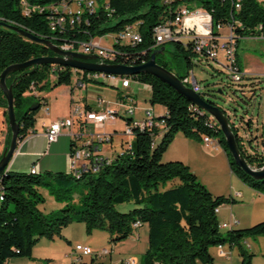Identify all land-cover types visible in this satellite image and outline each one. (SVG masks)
I'll return each instance as SVG.
<instances>
[{
  "label": "trees",
  "instance_id": "1",
  "mask_svg": "<svg viewBox=\"0 0 264 264\" xmlns=\"http://www.w3.org/2000/svg\"><path fill=\"white\" fill-rule=\"evenodd\" d=\"M62 1L65 0H25V5L58 8ZM237 3H240V8H237ZM181 6L202 7L210 11L215 34H221L216 28L219 25L232 28L237 45L242 38L259 32L264 35V0H110L111 16L98 10L87 15L89 23L83 20L75 28L64 32L50 30L52 11H35L27 16L21 0H0V21L24 28L55 43L90 41L91 38L116 33L128 23L139 22L143 36L141 44L115 45L120 50L117 62L139 65L149 60L155 50L152 48L154 28L174 18ZM113 19H117L114 24L111 23ZM173 43L190 70L196 63L205 60L195 51L193 42ZM165 53L158 55L157 61L171 69L173 64ZM53 55L55 53L46 45L0 26V76L11 64ZM238 56L239 69H242L239 52ZM175 68L179 77L183 78L185 75ZM87 75L88 71H75L70 66L53 64L33 65L10 73L7 83L13 86L21 138H25L34 128L38 111L48 104L44 97L29 94L33 89L42 92L63 84L72 85L74 77L76 83L72 85V91L78 88L79 82L103 84ZM132 78L151 86L152 105L166 107V112L160 115L165 121L164 127L137 129L131 148L122 153L118 151L111 162L104 163L97 173H85L81 178L65 172H0V195L3 196L0 203V264H7L13 258H32L33 248L42 238H63V228L73 222L84 223L88 233L94 229L107 231L111 242L116 244L134 234L133 224L137 221L149 227V247L139 264H213L210 249L221 244L238 246L242 264H253L254 253L243 242L249 237L264 236V221L247 228L223 231L216 209L223 204L237 203V199L213 194L188 164L181 160L164 161V155L179 132L197 141L210 135L214 139L219 138L231 170L243 182L264 194V179L254 178L236 164L224 133L208 113L198 109L185 96L152 74L141 73ZM228 78L235 83L250 79L246 86L255 84L257 80L264 82L262 75L246 74L241 81H236L228 73ZM222 92L220 88L218 93ZM245 92L241 89L242 94ZM199 94L218 106L216 94L202 92V88ZM242 96L246 101L247 98ZM35 102L40 104V108L29 111L28 108ZM7 106L8 101L0 88V107L7 109ZM5 116L9 122L7 110ZM251 123L252 120H248L247 126L251 127ZM8 128L6 147L10 145L12 137L10 126ZM233 128L237 134L234 124ZM253 140H260V144L257 143L259 150L249 152L243 148L237 135V143L248 163L260 168L264 165V136L258 139L253 137ZM79 183L84 184V189L77 195ZM44 188L64 204L58 211L46 214L41 210L40 206L46 202L41 191ZM77 201H81L78 209ZM126 202L134 203L135 207L127 212L119 211L117 205ZM93 264L106 263L96 262L94 258Z\"/></svg>",
  "mask_w": 264,
  "mask_h": 264
},
{
  "label": "built area",
  "instance_id": "2",
  "mask_svg": "<svg viewBox=\"0 0 264 264\" xmlns=\"http://www.w3.org/2000/svg\"><path fill=\"white\" fill-rule=\"evenodd\" d=\"M76 2V10H60L59 8L50 7H29L25 5V0H21V6L25 15L30 16L33 12L39 11L44 12L48 9L52 11L49 27L50 30H58L64 32L68 29H73L77 24L85 20L89 23L87 18L88 14H93L98 10L105 11L109 16L112 15L113 10L110 7V0H65L62 3ZM237 8H240V3H237ZM139 22L128 23L123 29L116 32L112 37V45L104 46L101 43L102 37L91 38L90 41H65L56 43L64 50L82 52L84 54H96L100 57L96 62H105L108 64H115L117 62V56L120 54V50L115 47V45H137L140 44L139 37ZM221 34H215V24L213 16L210 11L202 8L195 7L189 8L187 6H181L174 18L170 20H165L158 24L153 30V40L154 44L152 48L157 49L162 45L169 42H183L187 44L188 42H193L195 46V51L205 60H211L222 64L220 61V51L225 52V66L227 71L234 80L241 81L242 78L248 74L245 70L239 69L240 61L238 56V45L237 38L233 33L232 28H228L229 34L227 36L222 34V29L220 25L216 27ZM255 36H260L264 38L261 32ZM122 64V63H120ZM81 71L82 70H75ZM264 78V72L261 74ZM88 78L100 80L103 84L111 85L116 88L130 89L135 84H145L140 81L134 80L132 76H120L114 74H107L102 72H88ZM182 81L189 87H191L196 92H200L202 86L198 82L194 70L191 73L185 75L181 78ZM86 84L78 83L77 86L84 87ZM151 92L152 88L150 85L146 84ZM37 96V91L33 89L32 93ZM137 92L126 91L121 93L119 100L117 101L118 107L123 108L120 110L118 108L108 107L106 110L101 106L105 103V98L101 95L96 97L98 103L97 109H92V111H83V105L79 101L73 100L75 110H77V117L75 118H65L63 120H55L47 126L46 137L49 143L56 142L61 136L64 129L73 130V127L77 124L82 126L81 121L93 123L96 127H102L106 123H113L119 117H123L126 121V129L123 131V135L126 137L134 136L136 130H146L152 129L155 126L160 128L164 127L165 121L160 115H157L153 107L144 108V118L135 119V111L139 107V101L136 98ZM198 109L197 105L194 104ZM204 111V110H202ZM205 112V111H204ZM212 117V116H211ZM128 118L131 120L129 121ZM213 118V117H212ZM214 119V118H213ZM215 120V119H214ZM216 122V120H215ZM252 124V123H251ZM242 126L243 123H241ZM236 131L238 127L236 126ZM251 128V127H249ZM248 135V134H247ZM72 138V150L70 153V170L68 174L75 177H82L85 173H97L104 163H110L112 158L106 157L99 150L98 143L110 144L112 142V134H101L98 133L92 137L83 139L80 134L71 133ZM249 136V135H248ZM253 136V135H251ZM264 136V131L261 135L256 137L257 139ZM203 143L207 147L218 148L220 146L219 142L215 141L210 135L203 136ZM133 140H126L123 143V148L120 152L131 148ZM31 173H39L37 168L34 167L30 171ZM220 208V207H219ZM219 208L216 212H219ZM142 226L140 221L133 224L134 234ZM221 229H227L230 227L228 223H221ZM221 254L224 253V245H218ZM112 253V248H103L100 251H96L91 245L85 243H79L70 253L73 264H87L84 261L85 256H91L98 259L99 256L109 255ZM227 256V255H226ZM230 258V256H227ZM125 264H138L137 259H123ZM93 264V261H91Z\"/></svg>",
  "mask_w": 264,
  "mask_h": 264
},
{
  "label": "rangeland",
  "instance_id": "3",
  "mask_svg": "<svg viewBox=\"0 0 264 264\" xmlns=\"http://www.w3.org/2000/svg\"><path fill=\"white\" fill-rule=\"evenodd\" d=\"M116 22L117 19H113L111 21L112 24ZM221 31L224 36L225 35L227 36V34H229V30L227 27H224ZM114 34L115 33H109L103 36L102 42L105 45L110 44L112 42L113 39L112 37L114 36ZM165 47L167 49L165 53L166 58L172 61L173 66L177 67L182 75H188L189 73H191V70L186 65L185 58L177 53L176 45L173 42H169L166 43ZM238 52L244 67L247 66L248 61L264 64V38H260V36L258 37L255 35L242 38L238 45ZM219 55H220L219 59L222 64H218L217 62H207L206 60L200 61L199 63H196L193 66L194 74L198 82L202 86V92H206V93L208 92L217 95L218 98L216 101L218 106L227 112L232 124H234L235 127L236 126L238 127L237 135L240 139V143L242 144L243 148L245 150H249V152H252V150H259L257 149V143H259L260 140L252 141V139L253 137L254 138L258 137L264 131V82L257 80L255 84L246 86V84L250 83V79H244L239 83H235L231 81L228 78L227 68L223 66L225 65V60H226L225 52L220 51ZM194 58L196 60H199L196 57ZM253 75H258L261 77V74H253ZM91 85L94 87H101L108 90L105 94L107 98L103 96L105 98V103L101 105L105 110L108 107L118 108L120 110H123V108L118 107L117 105L118 93L119 92L124 93L126 91L134 92L133 87L125 90L121 88L120 89L116 88L111 85H104L99 83H93ZM240 85H244V86L240 87ZM220 88L223 89L222 93H218V90ZM68 89H69V85L63 84L51 88L49 91H44L45 93L51 92L49 94V102H48L49 104L48 106L44 105V107L40 108V110L38 111L39 116L37 121L42 119L40 117L43 116V112L46 107H49L50 109V113H51L50 117L60 116L66 111L68 100L65 101L64 95H66ZM241 89L245 90L246 92L242 94ZM84 90L85 88L82 91L81 90L78 91L74 96V100L79 101L82 105H84L83 97L86 94ZM27 95L29 94L27 93ZM150 95H151L150 90L145 88L137 91L136 98L139 101V107L135 111V119L144 118V110H143L144 108L154 107L156 112L160 111L161 107L158 104L152 105V103L150 102ZM242 95H244L247 98L246 101L244 100L245 98ZM93 103H94L93 107L97 109L99 106L96 99L94 100ZM4 110L6 111L7 109ZM68 116H69L68 118L72 117L71 111L68 113ZM250 119L252 120L251 128L247 126V122ZM241 123H243L244 126H242ZM115 126L118 127L117 132L114 131V128L110 123H106L104 127H95V126L87 127L84 130V134L88 135V137H92L98 133L112 134L114 137V146H119L120 144H117L118 142L117 138L119 137L123 138L125 140L124 143L126 142V138H125L126 136L123 135V131L126 129V121L123 118H118ZM0 135H1V130H0ZM134 138H135L134 136L128 137V139L131 141ZM218 139L219 138H215V141H218ZM157 141H159V139H157ZM98 145L101 147L102 149L101 151L105 155H108L111 158L115 156L117 150H109L111 148L108 144L98 143ZM165 156H167V153ZM193 158H194V166L196 171L193 169L192 170L199 176L200 180L205 185H207L208 188L211 187L216 191H223L220 192L223 194L229 191L231 184L228 176V172H229L228 170L230 169V167L228 166H230V164L228 165V161L226 157H224V155L210 156L206 154L203 155L198 154V155H193ZM164 161H165V157H164ZM78 186L79 188L77 195L82 193L84 189V184L79 183ZM45 191L49 195L46 207L51 210L50 212H45V213L48 214L51 212L58 211L60 208L59 209L52 208V204L53 202H57V203L60 202H58L48 192L47 189H45ZM1 193L2 191L0 189V194ZM75 204L78 209L81 205V201L80 202L77 201ZM134 207L135 204L132 202H126L117 205V209L121 212H127L133 209ZM238 208L239 210H242V207H238ZM71 224L72 223H70L68 227L71 226ZM83 226H84V230H80L78 235L74 236L75 234H73L74 242L73 245L70 246L71 247L70 249L67 242L62 241L63 242L62 246H65L66 249L70 250L67 254H65L66 253L65 251L60 249L57 252L56 256L52 258V260H48L47 256H43V257L39 256L35 259L36 256L34 255H32V258H28V259L32 260L33 262L36 261V263L38 260L43 262L44 264H73L71 255H69V253L73 252V249L77 244L88 243L96 251H100L103 248H108L109 250L112 248V255L114 262L120 259L119 260L120 261L119 264H120L122 258L123 259L132 258V259H137L139 264L142 255L147 251L149 247V237H148L149 232L146 226L141 227V229L139 230L140 237H135V234H133L127 240L118 242L116 244L111 242L110 235L107 231L103 229H94L92 233H88L86 229V225ZM65 228H63V230ZM63 230H62V234H63ZM227 230H229V228ZM260 237H262V239H259ZM260 237H250L249 239L250 242H259L260 240L259 250H255V253L253 252V249H251L247 244H244V246L250 252L254 253V257H253L254 264H264V236H260ZM109 257H110L109 255H104L103 257L99 256V258L96 259V262H101L103 260L109 262L110 260ZM84 261L87 264H91V256H85ZM216 264H241L240 255H234L231 261L227 259L223 260L219 258Z\"/></svg>",
  "mask_w": 264,
  "mask_h": 264
},
{
  "label": "crops",
  "instance_id": "4",
  "mask_svg": "<svg viewBox=\"0 0 264 264\" xmlns=\"http://www.w3.org/2000/svg\"><path fill=\"white\" fill-rule=\"evenodd\" d=\"M101 43L104 46H110L112 45V42L110 44L105 45L102 40ZM243 69L246 73L253 75V74H262L264 71V64L261 63H255L252 61H248L247 66L244 67L242 64ZM73 81L76 83V77H74ZM74 84V83H73ZM72 84V85H73ZM91 84L88 83L84 87L76 88L74 91H72V85H69V89L64 95L65 101L68 100L67 109L66 111L56 117H50V109L49 107H46L43 112V116L41 120L37 121L39 113L36 115V123L32 130L29 131L27 136L19 141V145L17 148V151L15 153V156L13 160L10 162L8 166V171H16V172H30L32 168L36 167L39 173H46V172H65L69 173L70 170V153L72 150V138L71 133L80 134V137H83V139L88 138V135L84 134V130L87 127H93L95 126L91 122H86L85 120H82V126L77 124L73 127V130L64 129L61 136L58 138L56 142L49 143L46 137V130L47 126L55 121L60 120L63 118H68V113L73 109L74 104L72 103L74 100V96L78 91H82L85 88L86 94L83 97V107L87 109L88 111H92L94 109V100L98 95L106 97V92L108 90L101 88V87H94ZM106 85V84H104ZM133 89L137 92L138 90L142 89H148L150 88L146 84H135L132 86ZM151 92V90H150ZM51 92H44V91H37V95L40 97H44L47 102H49V94ZM151 96V95H150ZM120 95H118L117 99L119 100ZM49 104V103H48ZM48 104L46 106H48ZM161 107L160 111H157L154 109L155 113L157 115L164 114L166 112V107L163 105H159ZM44 107V106H43ZM119 118H123L122 116ZM124 119V118H123ZM125 120V119H124ZM116 122L110 123L114 131H118V127L115 126ZM105 126V125H104ZM102 126V127H104ZM9 122L6 120L5 116V110L4 108L0 107V156L3 155V152L6 148V142L7 137L9 133ZM96 127V126H95ZM112 142L108 144L111 149L109 150H117V152L122 150L124 139L123 138H117L118 142L117 144H120L119 146H114V137L112 136ZM126 140H128V137H125ZM134 140V139H133ZM221 146H219L216 149H213L211 147L205 146L203 141H197L191 138L186 137L183 133L179 132L172 143L170 144L169 148L167 149V156L166 153L164 155L165 161L170 160H181L188 164L193 170L196 171L194 166V158L193 155H210V156H223L226 157L229 165V160L227 157V154L222 149ZM99 150H102L99 146ZM102 152V151H101ZM104 156L109 157L108 155ZM115 154V155H116ZM224 160V159H223ZM230 167V166H228ZM228 176L230 180V189L227 193L223 194L220 192L223 191H216L213 188L209 187L210 191L215 195H226V196H233L235 199H237V203L234 204H223L219 208L218 217L219 221L221 223H228L230 225L229 229L233 228H247L250 226H253L259 221L264 220V194L258 192L257 190L251 188L248 186L245 182H243L233 171L230 169L228 170ZM198 172V171H197ZM199 173V172H198ZM1 189V187H0ZM42 193L45 195L46 202L40 206L41 210L45 212H50L51 210L46 207L48 202V194L46 193L45 189H41ZM1 203V202H0ZM63 203H57L53 202L52 208H62ZM57 206V207H55ZM238 207H242V210H239ZM56 209V210H57ZM76 223V224H75ZM84 223L81 222H73L71 226H67L63 230V238L55 237L54 239H46L43 238L35 248H33V255L37 257H43L47 256L48 260H52L53 257L56 256L57 252L61 249L65 251L67 254L70 250V246L73 245L74 242V236L78 235L80 230H84ZM239 225V226H237ZM147 227L149 232V227L147 224H143L141 227ZM141 227L137 230L135 233V237H140L139 230ZM75 229V232H74ZM228 229V228H227ZM227 229H223V231H227ZM149 237V235H148ZM250 237L245 239L243 244H247L251 249H253V252L255 253V250H259L260 247V240L259 242H250ZM259 239H262L260 237ZM67 242L69 249H66L63 245V242ZM80 242V241H77ZM88 244V243H85ZM211 254L214 257V263L216 264L218 262V259H227L229 261L232 260V257L234 255H240L239 247L238 246H230V245H224V253L227 256H230L228 258L226 255L221 254L219 247L214 246L210 249ZM46 254V255H45ZM70 254V253H69ZM109 262L108 261H101L102 263L106 264H119V260L114 262L112 253L109 254ZM51 258V259H50ZM34 259V260H35ZM94 260V257H91V261ZM51 262V261H50ZM121 262H123V258L121 259ZM240 263L242 264V257L240 255ZM7 264H44L41 261L37 260L33 262L32 260L28 258H13L8 261ZM254 264V263H253Z\"/></svg>",
  "mask_w": 264,
  "mask_h": 264
},
{
  "label": "water",
  "instance_id": "5",
  "mask_svg": "<svg viewBox=\"0 0 264 264\" xmlns=\"http://www.w3.org/2000/svg\"><path fill=\"white\" fill-rule=\"evenodd\" d=\"M0 26H5L11 30H14L32 41L42 43L55 53L53 56L34 57L22 63L11 64L1 73L0 88L4 92V95L8 101L7 115L12 137L10 145L5 148L0 159V172L8 171L7 168L15 156L19 141L22 139L20 136L21 123L17 120L15 112L13 86L8 85L7 77L12 72H16L33 65L53 64L70 66L74 69L82 71L102 72L126 77L141 73H148L158 77L163 82L174 88L178 93L185 96L192 104L197 105L201 110H204L206 113L212 116L224 133L226 144L236 164L254 178L264 179V165L260 168L252 166L248 163L247 159L242 153L237 143V134L235 133L229 115L223 109H221V107L207 101L198 92L187 86L179 77V72L174 66H172L171 69H167L158 63L157 56L165 53V46L155 49L152 52L150 59L139 65H125L120 63L108 64L105 62H96L100 59V57L96 54L90 55L84 54L82 52L64 50L51 39L41 37L24 28L8 24L5 21H0ZM170 62L172 63L171 60ZM39 108L40 104L35 102L28 108V110H37Z\"/></svg>",
  "mask_w": 264,
  "mask_h": 264
},
{
  "label": "bare ground",
  "instance_id": "6",
  "mask_svg": "<svg viewBox=\"0 0 264 264\" xmlns=\"http://www.w3.org/2000/svg\"><path fill=\"white\" fill-rule=\"evenodd\" d=\"M238 1H240V0H238ZM58 8H59V6H58ZM60 10H76V2L62 3V4H60ZM53 31H56V30H53ZM139 37H140V44H141L143 42V36L140 32V29H139ZM75 70H78V69H75ZM83 111H88V110L83 108ZM75 117H77V110H75V107L73 106L71 118H75ZM217 142H219V141H217ZM33 174H35V173H33ZM76 178H81V177H76ZM0 199L3 200L2 195H0Z\"/></svg>",
  "mask_w": 264,
  "mask_h": 264
}]
</instances>
